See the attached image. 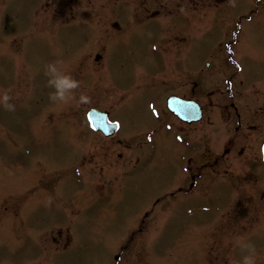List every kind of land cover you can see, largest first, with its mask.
Returning <instances> with one entry per match:
<instances>
[{"label":"rangeland","instance_id":"rangeland-1","mask_svg":"<svg viewBox=\"0 0 264 264\" xmlns=\"http://www.w3.org/2000/svg\"><path fill=\"white\" fill-rule=\"evenodd\" d=\"M98 8L95 0H0V96L5 86L11 88L9 102L15 105L14 111L0 106V116L5 119L0 125L6 124V129L20 141L21 153L13 158L33 163V155L27 158L26 153H35L48 159L56 173H61L81 161L82 141L89 142L85 149L86 163L76 169L78 179L73 177V172L64 179L60 174V180L54 182L53 195H33L20 212L6 204L7 193L24 192L32 182L24 177L16 179L10 170L0 165V264H112L110 255H115L121 244L127 249L121 255L120 264H223L221 257L209 258L210 262L200 258L201 254L207 258V249L203 247L211 237L208 211L220 209L229 188L220 178L223 166L215 167L213 172L220 180L205 183L207 194L202 188L194 195L186 190L179 193L185 175L182 168L192 152L175 139L178 135L188 143L193 142L198 150L194 158L200 161L208 147L210 154L221 150L223 122L216 119L213 125L200 123L189 128L172 117L165 119L159 111L158 100L169 93L170 86L160 87L155 97L150 80L144 83L140 79L139 91L130 96V101L121 100V96L127 94L120 93L119 86L129 92L132 82L137 83V78L147 76L141 62L143 58L132 66L125 49L120 50L119 55L112 56L110 52L108 63L96 75L89 73L94 68H88L89 74L85 76V67L79 64L73 52L96 48L94 23L104 28L102 21L97 20ZM53 10L61 15L53 16ZM66 14L71 16L72 26L86 32H71L68 27L52 32L50 24L60 25ZM7 18L11 23L5 28L3 22ZM218 29L213 28V32ZM22 32L23 39L20 38ZM52 63L79 82L66 103L49 99L53 89L48 86L44 72ZM217 65L202 71L204 76H200L209 79L207 82L201 78L199 90L213 88L210 77L221 76L219 72H222ZM199 69L202 70L203 65ZM185 73L190 74L184 72V76ZM167 76L172 77L173 71ZM84 79L92 93L87 94L89 100L82 103L80 96L86 89ZM181 87L182 91L189 89L186 85H171V89ZM113 91L118 93L115 95ZM98 96L100 101L95 100ZM206 99L202 97L204 106ZM96 106L110 110L112 119L120 124V137L129 139L132 150L117 149L109 142L100 145L103 140L88 130L84 117L87 110ZM216 106L207 107L208 117L211 111L219 117L222 110ZM64 108L70 109L69 123L57 112ZM166 124L171 129L167 130ZM68 125L71 129L75 127L76 132L67 130ZM8 148L11 146L0 134V150ZM135 156L139 157L137 164ZM182 197L190 198L180 200ZM221 214L222 211L218 213ZM137 225H140L138 232L131 235V229ZM234 228L235 224L232 231ZM66 235L70 237L71 246L62 252ZM248 235L245 233L244 238ZM261 237L264 239V229ZM259 242L263 251L264 241ZM233 248L230 239V249ZM233 252L226 261L241 264L243 256Z\"/></svg>","mask_w":264,"mask_h":264},{"label":"flooded vegetation","instance_id":"flooded-vegetation-1","mask_svg":"<svg viewBox=\"0 0 264 264\" xmlns=\"http://www.w3.org/2000/svg\"><path fill=\"white\" fill-rule=\"evenodd\" d=\"M99 1L117 5L112 13L106 14L110 16L107 25L112 28L110 34L108 28L101 31L99 42L103 50L104 44L110 42L116 48L127 46L129 64L140 63L143 58L141 62L148 73L145 79L153 84L165 83L163 73L166 69L173 71V76L168 78L171 85L189 86L186 91H182V87L174 89L175 95L200 104L208 126L216 119L223 122L222 155L207 153L201 158L202 164L211 168L222 164L228 182L247 180L253 188L244 189L235 204L224 206L220 231L226 241L231 235L230 226L238 224L237 236L242 237L247 230L251 231V236H256L264 218V0ZM200 21L206 22L201 24L206 26L201 29L206 33L211 32L215 22L221 24L218 32L226 49V53L216 59L213 51L205 63V70L215 63L222 68L221 76L210 77L209 83L214 86L205 94L198 88V69L205 54L214 47V39L213 34H207L206 42L200 40ZM166 54L171 60L166 61ZM95 56L94 63L102 62L99 53ZM183 69H189L190 74L184 76ZM200 75L204 76L202 72ZM204 96L207 98L205 108L201 102ZM215 106L222 113L217 117L211 111L208 117L207 107ZM232 191L235 190L226 191L228 202ZM254 238L243 237L242 240L251 243L255 255H260V238ZM225 250L230 251L229 247H223L224 255ZM240 250L241 255L246 253Z\"/></svg>","mask_w":264,"mask_h":264},{"label":"clouds","instance_id":"clouds-1","mask_svg":"<svg viewBox=\"0 0 264 264\" xmlns=\"http://www.w3.org/2000/svg\"><path fill=\"white\" fill-rule=\"evenodd\" d=\"M44 74L48 78V86L53 89L49 96V99L53 102L66 103L71 98L73 90L79 87L77 80L62 73L54 63L46 66ZM9 100L10 97L7 94L0 96V106L7 111H14L15 105L10 103ZM87 100V96H80L81 102H87ZM239 247L247 253L242 257V264H256L255 247L243 240L239 242Z\"/></svg>","mask_w":264,"mask_h":264},{"label":"water","instance_id":"water-1","mask_svg":"<svg viewBox=\"0 0 264 264\" xmlns=\"http://www.w3.org/2000/svg\"><path fill=\"white\" fill-rule=\"evenodd\" d=\"M92 115H93V118L92 119H94L95 118V116H94V113H92ZM97 124V123H96ZM105 124H106V122L105 121H101V122H98V126L97 127H99V129L101 128L100 126L102 125H104V127H105ZM98 129V128H97Z\"/></svg>","mask_w":264,"mask_h":264}]
</instances>
